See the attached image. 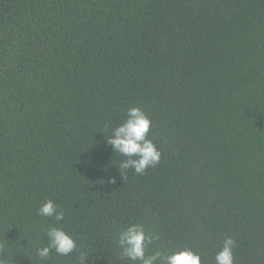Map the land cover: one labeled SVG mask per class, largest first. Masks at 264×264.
<instances>
[{"label": "trees", "instance_id": "trees-1", "mask_svg": "<svg viewBox=\"0 0 264 264\" xmlns=\"http://www.w3.org/2000/svg\"><path fill=\"white\" fill-rule=\"evenodd\" d=\"M133 106L162 157L123 178L105 135ZM131 223L149 255L215 264L231 237L234 264H264V0H0V252L131 264ZM50 226L76 251L41 260Z\"/></svg>", "mask_w": 264, "mask_h": 264}, {"label": "clouds", "instance_id": "clouds-1", "mask_svg": "<svg viewBox=\"0 0 264 264\" xmlns=\"http://www.w3.org/2000/svg\"><path fill=\"white\" fill-rule=\"evenodd\" d=\"M151 126L152 121L148 114L142 108L133 106L127 110L123 122L112 128L110 135H105L107 144L112 147L114 153L124 157L117 166L120 174L121 170L133 169L136 174L143 175L147 169L159 164L162 153L153 139L149 138ZM121 176L124 178L122 174ZM38 215L52 217L56 222L64 219V211L52 200L39 207ZM46 237L47 245L37 249L41 260L47 259L52 252L68 256L78 247L77 240L62 227L50 226L46 231ZM117 237L121 257L131 264H202L201 255L189 248L146 254L154 236L140 223H131L123 227L117 233ZM234 247L235 241L231 237H226L222 249L215 255V264H234ZM91 255L81 250L78 264H86ZM0 264H8V259L2 252Z\"/></svg>", "mask_w": 264, "mask_h": 264}]
</instances>
